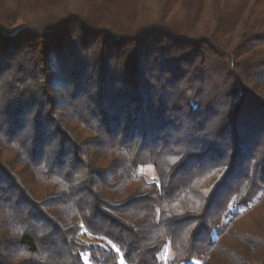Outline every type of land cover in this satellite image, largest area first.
<instances>
[{
	"label": "trees",
	"instance_id": "1",
	"mask_svg": "<svg viewBox=\"0 0 264 264\" xmlns=\"http://www.w3.org/2000/svg\"><path fill=\"white\" fill-rule=\"evenodd\" d=\"M84 254L264 264V0H0V264Z\"/></svg>",
	"mask_w": 264,
	"mask_h": 264
},
{
	"label": "rangeland",
	"instance_id": "2",
	"mask_svg": "<svg viewBox=\"0 0 264 264\" xmlns=\"http://www.w3.org/2000/svg\"><path fill=\"white\" fill-rule=\"evenodd\" d=\"M155 2H156V1H155ZM155 4H156V3H155ZM156 7H157V6H155L153 10L157 13L158 10H156ZM139 173H140V174H141V175H142V176H143L148 182H152V181L155 180V173H154V170H153V168H152L151 166H145V167L140 168ZM85 239H86L88 242H91V243L95 242L92 238H89V237H85ZM82 258H83V261L85 262V264H90L89 261H88V259H87V255H86V254L82 255ZM170 258H172V253H171V251H170L168 248H166V249L163 251L162 255L160 256V259L163 260V261H165V260H168V259H170Z\"/></svg>",
	"mask_w": 264,
	"mask_h": 264
}]
</instances>
